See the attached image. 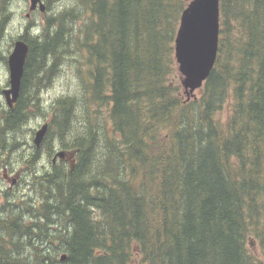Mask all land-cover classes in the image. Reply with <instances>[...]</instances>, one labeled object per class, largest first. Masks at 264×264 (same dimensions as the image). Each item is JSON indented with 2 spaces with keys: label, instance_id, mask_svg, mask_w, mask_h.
Instances as JSON below:
<instances>
[{
  "label": "trees",
  "instance_id": "1",
  "mask_svg": "<svg viewBox=\"0 0 264 264\" xmlns=\"http://www.w3.org/2000/svg\"><path fill=\"white\" fill-rule=\"evenodd\" d=\"M12 1L0 0V40ZM44 1L56 11L17 38L21 93L0 107V160L27 145L39 202L0 206V264H264V0H220L217 60L196 97L175 57L191 0ZM69 60L79 92L50 106L32 153L23 127ZM57 147L75 163L38 175L41 150Z\"/></svg>",
  "mask_w": 264,
  "mask_h": 264
},
{
  "label": "water",
  "instance_id": "2",
  "mask_svg": "<svg viewBox=\"0 0 264 264\" xmlns=\"http://www.w3.org/2000/svg\"><path fill=\"white\" fill-rule=\"evenodd\" d=\"M39 8L41 13L47 12L43 0H30L29 11ZM220 33V0H191L181 15L180 27L175 40V57L178 70L183 76L182 86L188 97L201 89L209 78L218 55ZM29 54L28 44L17 41L7 63L10 72V88L4 91L10 108L18 101L25 64ZM49 124L45 123L36 131L34 144L40 148L48 134ZM75 151L58 152V158L74 163ZM66 255L61 257L65 261Z\"/></svg>",
  "mask_w": 264,
  "mask_h": 264
},
{
  "label": "rangeland",
  "instance_id": "3",
  "mask_svg": "<svg viewBox=\"0 0 264 264\" xmlns=\"http://www.w3.org/2000/svg\"><path fill=\"white\" fill-rule=\"evenodd\" d=\"M44 1V0H43ZM46 4V2L44 1ZM73 3V0H63L62 3H60L59 7L63 6H71ZM30 6V0H13L11 2V5L8 8L9 15L12 14L11 20L9 21V26L7 30V37L4 40H0V104L4 105V108H7V103L5 102L4 96L1 94V90H3L8 84L10 79V72L8 65L2 60V56L7 57L10 55L12 51L13 41L18 36L25 34V29L23 26H20L22 23L23 25H27L28 21L35 24V29L29 32L30 35H37L40 33L43 24L45 23L46 17L48 14L54 13L55 7L51 11L46 13L45 15L41 14L39 10H37L34 14H32L31 19H26V14L28 12ZM58 8V7H57ZM20 23V25H19ZM2 55V56H1ZM70 62L65 64L60 68L59 73L53 80L52 84L48 87V89H42L40 90V98L42 100L40 112H37V114L31 118L28 123L23 127V138L21 140L29 143L30 147L32 148V153H34L35 144L33 142V139L35 137V132L40 129V127L46 123L50 122L52 119V114L50 112V106L56 101V99L61 97H67L70 95H76L79 92V88L81 85V78L80 74L77 72L76 68L74 67V63L69 60ZM178 68V65H177ZM179 72V71H178ZM180 77V83L182 85L183 76L179 72ZM183 88V86H182ZM183 91L185 92L184 88ZM200 90H197L194 95L196 97L199 94ZM187 96V94H186ZM188 97V96H187ZM1 112V111H0ZM223 122H225L229 116V106H226L224 110L218 115ZM25 150H18L14 151L11 155V158L8 160V164L11 165L10 169H12V173L14 177H18L21 175L18 184L11 183V180L6 179V181L2 180V171L0 169V193L4 190L9 191L10 194H12V198L18 200L19 197L33 198V201L39 202L38 197L34 194L32 190L29 188V184H26L28 180H31L32 175L30 174V164L29 163H22L19 161L21 156L28 154V147L27 145L24 146ZM61 151L58 147L56 148V152ZM41 159L39 162V168L36 170L38 172V175L43 174L45 171L49 170L51 168V161L53 160V157L55 153L52 156H47L46 153H43L41 150ZM59 160V159H58ZM57 160V163H58ZM75 163V162H74ZM73 163V164H74ZM55 165V164H54ZM19 179V180H20ZM27 196V197H26ZM4 199L0 196V205ZM251 243V252L252 254L260 259H263V253L261 250V247L258 243L254 242L252 239L249 242Z\"/></svg>",
  "mask_w": 264,
  "mask_h": 264
},
{
  "label": "flooded vegetation",
  "instance_id": "4",
  "mask_svg": "<svg viewBox=\"0 0 264 264\" xmlns=\"http://www.w3.org/2000/svg\"><path fill=\"white\" fill-rule=\"evenodd\" d=\"M9 9H10V7H8ZM38 10V9H37ZM36 10V11H37ZM7 11H8V9H7ZM36 11H34V12H32V13H30V14H28L29 13V9H28V12H27V14H26V19L27 20H29V19H31V17H32V14H34ZM11 17H12V14L10 13V15H9V12H8V15H7V19L5 20L6 21V23L4 24L5 26H3V31H4V33H3V35H2V39L1 40H4V39H6V37H7V30H8V26H9V21L11 20ZM19 25H20V23H19ZM20 26H23V28L26 30L25 31V34L24 35H21V36H27V37H38L40 34H41V31H40V33L39 34H37V35H30L29 34V32L32 30H34L35 29V24L34 23H32V22H30V21H28V24L27 25H23V23L20 25ZM43 27V26H42ZM42 30V29H41ZM19 37V36H18ZM17 37V38H18ZM17 38H15V40L13 41V46H12V48L14 47V45H15V43H16V41H18L19 39H17ZM22 41V40H21ZM28 47H29V45H28ZM22 85V84H21ZM10 88V84H8L3 90H1V94L4 96V98H5V102L7 103V101H6V96L4 95V91L6 90V89H9ZM43 92V91H42ZM17 103V102H16ZM15 103V104H16ZM14 104V105H15ZM7 106H8V104H7ZM0 107H2V108H4V105H1L0 104ZM9 107V106H8ZM41 148V147H40ZM39 149V148H38ZM55 155H56V153H55ZM55 157V156H54ZM54 157H53V160H52V162H53V164H56L57 163V160L56 161H54ZM10 166L11 165H9V164H7L6 162H4V161H2V160H0V169H1V171L3 172L2 173V180L3 181H6V179H9L10 177V179L9 180H11V183H13V185L14 184H18L19 183V181H21V179H20V177H21V175H19L18 177H14V175H13V173H12V169H10ZM20 179V180H19ZM0 196H1V198L2 199H4V201L2 202V204L0 205V206H2L3 204H4V202H6V201H8V199H9V197H11L12 196V194H10V192L9 191H2L1 193H0Z\"/></svg>",
  "mask_w": 264,
  "mask_h": 264
},
{
  "label": "bare ground",
  "instance_id": "5",
  "mask_svg": "<svg viewBox=\"0 0 264 264\" xmlns=\"http://www.w3.org/2000/svg\"><path fill=\"white\" fill-rule=\"evenodd\" d=\"M183 143V142H182Z\"/></svg>",
  "mask_w": 264,
  "mask_h": 264
}]
</instances>
